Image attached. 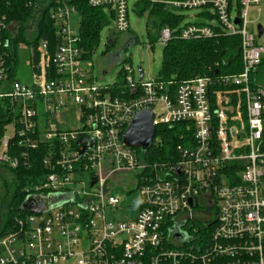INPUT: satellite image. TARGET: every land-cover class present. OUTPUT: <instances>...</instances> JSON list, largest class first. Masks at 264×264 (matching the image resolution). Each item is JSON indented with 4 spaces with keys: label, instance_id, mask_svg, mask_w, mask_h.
I'll return each mask as SVG.
<instances>
[{
    "label": "built area",
    "instance_id": "obj_1",
    "mask_svg": "<svg viewBox=\"0 0 264 264\" xmlns=\"http://www.w3.org/2000/svg\"><path fill=\"white\" fill-rule=\"evenodd\" d=\"M127 1L87 0L111 13L115 33L129 29ZM48 2L34 7L31 22ZM70 2L49 8L53 42H33L35 32L22 38L16 23L6 32L0 14V165L28 169L30 152L47 147V173L27 195L39 212L22 211L0 235V264H264V0L165 1L174 12L212 16L182 24L181 40L238 36L242 70L222 75L217 88L198 76L172 91L123 64L117 93L115 84H96L94 51L84 54ZM171 37L164 26L157 41ZM19 68L27 79H18ZM144 109L155 127L192 124L175 160L148 163L124 143ZM131 193L139 204L122 206L121 194ZM202 207L215 208V220L185 230Z\"/></svg>",
    "mask_w": 264,
    "mask_h": 264
},
{
    "label": "trees",
    "instance_id": "obj_2",
    "mask_svg": "<svg viewBox=\"0 0 264 264\" xmlns=\"http://www.w3.org/2000/svg\"><path fill=\"white\" fill-rule=\"evenodd\" d=\"M28 1L0 0V14L5 15L8 27L6 32H10L15 23L22 38L26 36V32H30L29 24L33 18L34 7H37L40 0H31L32 6H27ZM165 1L169 0H139L135 6L139 14L147 12L149 27L147 31L152 45L158 40L159 31L164 26L172 32L171 39L163 46L161 65L155 80L169 85L173 91L184 81L198 76H208L213 81L211 87L217 88L221 85L216 81L222 75L237 74L242 70L238 36L217 32L211 38L181 40L176 35L184 24L185 15L167 9L164 6ZM53 3L54 0H49L47 6L34 20V29L31 31L35 32L33 42L39 38H47L51 42L55 40V27L49 17V8ZM70 3L77 11L79 19L77 32L81 47L84 54L89 57L99 44L102 28L111 23L112 15L101 7H91L87 0H71ZM197 17L212 18L204 11L197 13ZM263 68L258 67L259 70ZM122 77L123 73L120 71L115 84L117 87L113 89V93L120 92L121 88H124ZM3 122L4 120L0 121V126ZM192 132L193 127L190 122H179L170 126L157 125L155 127L157 140L153 141L151 147L145 153H142L140 148H135L148 163L170 162L177 157L176 146L191 141ZM46 148L41 144L38 149L30 152L28 169L0 165V235L13 229L14 219L22 214L20 206L28 195L29 187L39 183L47 173L42 163ZM1 172L9 177H4Z\"/></svg>",
    "mask_w": 264,
    "mask_h": 264
},
{
    "label": "rangeland",
    "instance_id": "obj_3",
    "mask_svg": "<svg viewBox=\"0 0 264 264\" xmlns=\"http://www.w3.org/2000/svg\"><path fill=\"white\" fill-rule=\"evenodd\" d=\"M139 0H128V20H129V29L124 32L115 33L112 24L106 25L102 28L100 32V41L92 54L93 62V76L95 77L96 84L101 85H114L116 84L119 72L122 69V65L126 64L131 66V69L134 70V77L138 78V67H141L144 72V81H147L151 78H156L158 76V71L161 65L162 59V49L158 41L152 45V41L149 37L147 28L148 16L147 12L139 14L137 12L136 4ZM42 4L38 6L40 9ZM199 12L198 9L185 10L182 13L184 16V23L192 22L197 19L195 15ZM257 15L254 13L250 14V18H256ZM77 15H71L70 25L73 28H77L78 22ZM259 24L264 28V7L261 16L258 18ZM34 22H30L29 29L30 32L33 30ZM212 24H215L216 21L211 20ZM114 39V44L109 46L107 50L106 41L107 39ZM261 43L264 41V32L260 38ZM152 45L149 49L147 46ZM18 79H27L29 77L28 69L17 70ZM104 73V74H103ZM2 175L6 178L9 176L6 173L1 172ZM129 189L133 188V185H129ZM121 205H132L136 207L139 204V197L136 193H131L130 195H122ZM195 221L192 219L186 222L184 226L185 230H188L191 226L195 225ZM183 229V230H184ZM69 262H59L57 264H68Z\"/></svg>",
    "mask_w": 264,
    "mask_h": 264
},
{
    "label": "water",
    "instance_id": "obj_4",
    "mask_svg": "<svg viewBox=\"0 0 264 264\" xmlns=\"http://www.w3.org/2000/svg\"><path fill=\"white\" fill-rule=\"evenodd\" d=\"M258 28L259 34H261V26L259 25ZM111 44L112 40L107 39L105 49ZM138 74L139 80H141L144 74L141 67H138ZM154 135L155 125L152 121V112L149 109H144L133 115L130 125L124 134V143L131 147H138L142 153H145L151 147ZM208 155L210 156L211 152H208ZM40 207V205H33L31 197L28 196L22 202L20 209L25 212L37 213Z\"/></svg>",
    "mask_w": 264,
    "mask_h": 264
},
{
    "label": "flooded vegetation",
    "instance_id": "obj_5",
    "mask_svg": "<svg viewBox=\"0 0 264 264\" xmlns=\"http://www.w3.org/2000/svg\"><path fill=\"white\" fill-rule=\"evenodd\" d=\"M111 40H112V44L110 46L114 44V39ZM215 217H216L215 208L202 207L201 209L197 210V212L195 213V217H194L196 222L195 224H197L198 227H201L203 223L213 222L215 220Z\"/></svg>",
    "mask_w": 264,
    "mask_h": 264
}]
</instances>
